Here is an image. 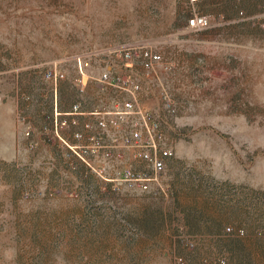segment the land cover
Masks as SVG:
<instances>
[{
    "label": "rangeland",
    "instance_id": "374dc122",
    "mask_svg": "<svg viewBox=\"0 0 264 264\" xmlns=\"http://www.w3.org/2000/svg\"><path fill=\"white\" fill-rule=\"evenodd\" d=\"M193 14L206 26L191 30ZM121 44L161 56L148 75L137 57L130 66L171 149L146 191L106 187L46 119L54 88L109 103L113 89L89 75L125 67ZM49 69L63 76L54 83ZM118 167L107 162L106 175ZM220 258L264 264V0H0V264Z\"/></svg>",
    "mask_w": 264,
    "mask_h": 264
},
{
    "label": "built area",
    "instance_id": "2783aa9c",
    "mask_svg": "<svg viewBox=\"0 0 264 264\" xmlns=\"http://www.w3.org/2000/svg\"><path fill=\"white\" fill-rule=\"evenodd\" d=\"M206 24L207 19L203 14H193L186 20V25L191 30L202 29ZM113 51L125 67L120 69L106 65L97 76L89 75V77L95 78V82L102 86L123 92L126 97L116 108L98 111L99 115L93 124L84 122L82 130H73L71 136L75 140L70 141L61 133V130L69 124H75L76 119L62 117L60 111L56 109L54 88L50 131L70 154L76 155L89 169L101 177L106 187L114 190L127 188L133 191H146L150 186L159 187V176L163 172L165 159L171 155V149L162 145L163 133L155 114L139 103L136 94L140 84L130 71V66L137 57L140 61L139 66L148 75L153 64L160 61L161 56L149 49H136L128 44H121ZM84 64L86 63H81V60L77 63L78 77L75 84L79 86V90L84 83L82 81V76L85 75ZM45 75L55 83V80L60 79L63 73L56 69H49ZM160 98L162 106L172 110L165 92L160 94ZM77 112H79V101L71 105V113ZM109 161L119 166L112 176L106 175L105 164ZM225 229L237 235L243 234L241 227L231 230L229 226H226ZM186 242L193 244L189 240ZM176 260L182 262L180 256L176 257ZM218 262L223 264L225 261L220 258Z\"/></svg>",
    "mask_w": 264,
    "mask_h": 264
},
{
    "label": "crops",
    "instance_id": "0c3cea01",
    "mask_svg": "<svg viewBox=\"0 0 264 264\" xmlns=\"http://www.w3.org/2000/svg\"><path fill=\"white\" fill-rule=\"evenodd\" d=\"M97 74L95 76H97ZM75 75L77 76V73ZM74 85H76V84H74ZM94 86L98 89V91H101L102 93H103V90H105L106 88L110 89V87L102 86L98 82H94ZM75 87H77V90L79 91V86L76 85ZM84 89H85V91H87L86 85L85 86L82 85L80 91H84ZM112 89H113L114 94H113V96L109 97V100H110L109 103H107V101H106V103L103 102L101 104H98L96 102H92L90 104H84V103H81L78 100V98H76V95L73 97H69L67 100H64V99L61 100L59 98H56V101L54 104L56 106V109L60 111L61 116L66 117V118L75 117V119H76L75 124H69L66 128L61 130V133L65 137H67L68 140L74 141L75 139L71 136V132L73 130H82V125L84 122H89V123L93 124L99 115V113H97L98 111L111 110V108H116L119 105V102H121V100L124 99L126 97V95L123 92H121L115 88H112ZM76 101H79V112H77L76 114H73V113H71V105H72V103H74ZM52 110H53V98L49 102L48 110L45 112L47 114L46 117H48L46 119H48L47 121H48L49 129H50V125H51V123H50L51 118L50 117H51Z\"/></svg>",
    "mask_w": 264,
    "mask_h": 264
}]
</instances>
